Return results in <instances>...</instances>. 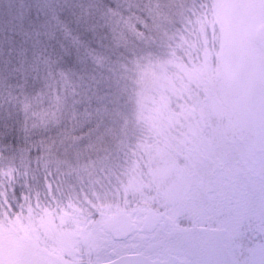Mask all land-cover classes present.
Masks as SVG:
<instances>
[{
  "label": "snow or ice",
  "instance_id": "snow-or-ice-1",
  "mask_svg": "<svg viewBox=\"0 0 264 264\" xmlns=\"http://www.w3.org/2000/svg\"><path fill=\"white\" fill-rule=\"evenodd\" d=\"M244 7L240 0L89 5L85 14L97 21L85 28L91 39L53 12L47 23L55 30L44 34L62 35L60 54L35 55L30 90L0 82L14 109L0 143L13 128L18 141L12 155L0 152V236L17 242L12 264H121L132 246L121 241L146 219L171 152L202 131L211 78L237 52L264 62V5L253 31L240 20ZM97 26L105 30L99 39ZM65 57L73 66H63Z\"/></svg>",
  "mask_w": 264,
  "mask_h": 264
},
{
  "label": "rangeland",
  "instance_id": "rangeland-1",
  "mask_svg": "<svg viewBox=\"0 0 264 264\" xmlns=\"http://www.w3.org/2000/svg\"><path fill=\"white\" fill-rule=\"evenodd\" d=\"M122 2L124 0H81L83 19L80 24L83 29L88 27L87 22L90 17L85 12L89 5L105 4L115 7ZM131 2L135 3L136 0ZM240 2L246 5L239 12L242 24L250 31L256 30L264 0H240ZM96 22L95 17H92L90 25ZM104 31L97 26L96 38H101ZM104 43L108 44L109 41L105 40ZM0 63L4 65L1 58ZM75 68L77 72L92 70L91 66L84 69L76 65ZM33 84L34 82L30 83L27 88L31 89ZM209 96L210 100L203 114L202 131L197 133L195 140L187 147L175 148L171 152L168 157L169 163L160 172V189L152 193L154 199L149 205L150 209L162 210L169 220L173 221L178 231L183 228L181 220L188 215V211L192 207L204 205L203 184L209 169L215 170L212 175L221 178L220 181L218 178L221 184H225L226 177L232 175L233 182L227 183L228 191L235 188L237 178L242 181L243 183L239 184L240 190L246 193L243 196V207L257 210L261 218H264V62L258 54L234 53L226 60L220 73L211 78ZM0 98L4 104L0 107L1 123L14 109L5 102L2 95ZM8 105V109L4 111L2 106ZM7 123L11 124L12 120H8ZM13 133L16 138L15 130ZM177 136L179 137V134ZM14 149L15 147H12L8 153H5L4 149L0 152L12 155ZM36 176L42 185V177L39 173H36ZM32 183L36 185L37 181L33 180ZM220 183L211 181L206 188L207 193L211 192L214 195V190L217 189L223 194L224 190L220 189ZM22 188V183L18 182L15 186L17 196L20 195ZM200 193L199 196H203V199L200 198L199 204L196 205L193 196ZM140 225L141 223L129 237L122 239L121 242L132 245L125 250L126 253L141 251V244L156 240V235L147 233L142 236L144 232H141ZM185 230L187 231V228ZM16 253L15 239L0 236V261H3V264H12Z\"/></svg>",
  "mask_w": 264,
  "mask_h": 264
},
{
  "label": "flooded vegetation",
  "instance_id": "flooded-vegetation-1",
  "mask_svg": "<svg viewBox=\"0 0 264 264\" xmlns=\"http://www.w3.org/2000/svg\"><path fill=\"white\" fill-rule=\"evenodd\" d=\"M210 170L203 184L204 205L188 211L181 220L183 228L176 230L162 210L150 209L140 230L144 232L142 236L148 233L157 238L141 244V251L134 253L168 260L170 264H264V218L257 210L243 207L246 193L240 190L242 181L237 178L234 191H228L227 183L233 182L232 175L221 184V178L212 175L215 170ZM213 180L220 183L223 194L217 189L214 195L207 193L206 188ZM199 195L201 193L193 196L196 205L200 198L203 199ZM149 222L154 223L151 230H147Z\"/></svg>",
  "mask_w": 264,
  "mask_h": 264
},
{
  "label": "trees",
  "instance_id": "trees-1",
  "mask_svg": "<svg viewBox=\"0 0 264 264\" xmlns=\"http://www.w3.org/2000/svg\"><path fill=\"white\" fill-rule=\"evenodd\" d=\"M54 11L61 15L73 31L81 33L84 39L91 38L92 33L85 32L80 24L83 17L81 0H0V58L4 63L3 66L0 63V82L15 93L34 82L31 64L37 53L45 52L54 58L60 54L62 35L57 33L56 39H50L44 34L55 30L54 22L47 23L51 21ZM88 20L89 26L92 18ZM38 31L41 33L39 37L36 35ZM65 60V68L72 66V57H65ZM2 103L0 101V107L4 105ZM2 107L6 111L9 105ZM3 123L4 121L0 123V132L5 131ZM11 124L14 126L15 120ZM13 134L11 131L0 143L1 151L4 149L8 153L12 149L4 148L3 144H11L13 147L17 145L18 141Z\"/></svg>",
  "mask_w": 264,
  "mask_h": 264
},
{
  "label": "water",
  "instance_id": "water-1",
  "mask_svg": "<svg viewBox=\"0 0 264 264\" xmlns=\"http://www.w3.org/2000/svg\"><path fill=\"white\" fill-rule=\"evenodd\" d=\"M153 227H154V223L149 222L147 226V230H151ZM121 264H170V262L168 260L160 261L157 259H150L141 253L133 252V253H127V255L124 256Z\"/></svg>",
  "mask_w": 264,
  "mask_h": 264
}]
</instances>
